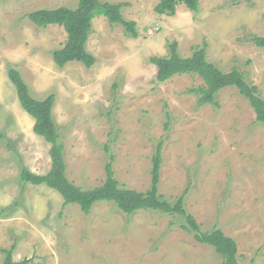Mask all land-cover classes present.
I'll return each mask as SVG.
<instances>
[{"label":"rangeland","instance_id":"374dc122","mask_svg":"<svg viewBox=\"0 0 264 264\" xmlns=\"http://www.w3.org/2000/svg\"><path fill=\"white\" fill-rule=\"evenodd\" d=\"M121 3L136 23L134 38L105 17L92 20L86 41L95 58L56 65L52 52L67 39L62 27L39 28L27 15L68 7L78 0H0V250L27 264H222L199 244L183 219L153 211L126 215L111 202L84 214L46 186L20 181L22 167L46 174L50 145L33 132L9 70L19 72L31 96H54L53 119L63 146L66 175L76 186L103 184L111 163L121 186L145 192L159 142L158 193L184 207L201 231L232 238L239 264H264V123L234 87L215 94L217 105H199L190 90L203 84L191 74L158 82L152 57H167L168 44L190 57L206 44L207 61L223 72L239 70L264 99V0H198L174 16L158 15L160 0ZM5 254L0 251V264Z\"/></svg>","mask_w":264,"mask_h":264},{"label":"trees","instance_id":"16d2710c","mask_svg":"<svg viewBox=\"0 0 264 264\" xmlns=\"http://www.w3.org/2000/svg\"><path fill=\"white\" fill-rule=\"evenodd\" d=\"M184 5L189 11L198 10V0H160L154 7L158 15L174 16L176 8ZM121 3L101 2L100 0H78L75 9L59 7L53 9H39L27 15V19L39 28L57 25L67 34L66 42L61 49L52 52V58L57 66L63 67L70 62L82 63L91 67L95 58L86 49V41L92 28V20L103 16L110 25L122 26L126 33L136 37V23L126 20L122 14ZM250 41L257 47L264 48V37L253 36ZM167 57H152L151 63L157 67V80L164 82L176 75L191 74L198 76L203 84L190 90V93L199 95L198 104L217 105L215 94L227 87H234L244 97L254 111L256 121L264 123V99L260 96L257 86L249 85L243 74L236 68L223 72L214 64L207 61L206 44L195 49L190 57L182 58L177 53V44H168ZM9 78L15 87L19 103L24 112L34 120L33 132L50 145L49 155L51 167L46 174H36L21 168L19 179L24 184L32 186H46L57 192L63 199V206L75 204L84 214L98 202H111L118 210L126 215L137 211H153L165 215L178 216L183 219L181 228L194 233V239L202 245L213 248L222 259V264H239L236 242L226 236L222 230L213 228L201 231L194 217L184 207V197L169 202L158 193V184L161 168V147L159 142L151 157L150 186L145 192L128 189L120 185L115 179L111 163L105 166L106 178L102 185L82 189L73 184L66 175L63 146L59 143V133L53 119L54 96L44 99L31 96L26 83L19 72L10 69ZM5 254L2 264H27L30 260L24 259L14 262L13 248L0 250Z\"/></svg>","mask_w":264,"mask_h":264}]
</instances>
